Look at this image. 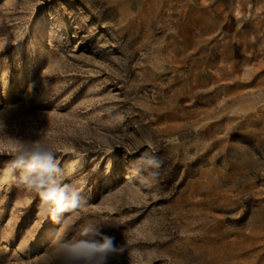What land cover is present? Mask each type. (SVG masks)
<instances>
[{"label": "rangeland", "instance_id": "374dc122", "mask_svg": "<svg viewBox=\"0 0 264 264\" xmlns=\"http://www.w3.org/2000/svg\"><path fill=\"white\" fill-rule=\"evenodd\" d=\"M0 264H264V0H0Z\"/></svg>", "mask_w": 264, "mask_h": 264}, {"label": "clouds", "instance_id": "9594fccd", "mask_svg": "<svg viewBox=\"0 0 264 264\" xmlns=\"http://www.w3.org/2000/svg\"><path fill=\"white\" fill-rule=\"evenodd\" d=\"M159 167V162L150 161ZM19 169V177L13 174ZM60 166L55 152L50 146L36 144L31 147L21 145L17 154L4 169V174L12 176L17 185L35 191L39 196V208L42 212L46 205L51 206L52 211L46 215L53 223L57 222L56 213L72 211L78 208V195L70 191L69 184H61L58 180ZM88 229H85L87 232ZM114 237H105L102 242L83 241L72 246L71 251L80 255H88L94 252H106L113 247Z\"/></svg>", "mask_w": 264, "mask_h": 264}, {"label": "bare ground", "instance_id": "6f19581e", "mask_svg": "<svg viewBox=\"0 0 264 264\" xmlns=\"http://www.w3.org/2000/svg\"><path fill=\"white\" fill-rule=\"evenodd\" d=\"M103 60V59H102Z\"/></svg>", "mask_w": 264, "mask_h": 264}]
</instances>
